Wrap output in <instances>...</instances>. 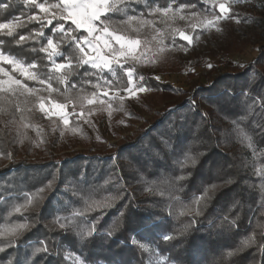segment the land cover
Wrapping results in <instances>:
<instances>
[{"label": "trees", "instance_id": "obj_1", "mask_svg": "<svg viewBox=\"0 0 264 264\" xmlns=\"http://www.w3.org/2000/svg\"><path fill=\"white\" fill-rule=\"evenodd\" d=\"M2 2L10 7H0V22L14 15L26 18L21 15L27 11L22 0ZM168 4L189 5V12L204 8L203 0H158V6ZM38 27L29 23L18 31L28 34ZM0 41L1 50L24 63L49 67L47 59H41L45 54L33 51L39 48L36 40L17 45L0 35ZM49 75L51 86L62 95L95 91V75H73L67 83L57 79V73ZM103 76L113 81L112 91L128 87L127 75L119 68L116 78ZM142 83L153 89L147 110L160 106L162 111L154 112L144 127L131 126V133L119 137L108 151H77V144L70 142L58 146L50 133L38 148L29 135L21 140L0 129V247L8 239L19 245L6 247L0 264L9 259L12 264H67L62 251L77 254L78 248L72 247L77 234L65 235L68 226L86 229L88 222L99 229L83 251L90 259L130 251L133 233L128 228L146 224L151 230L138 227L134 237L169 245L185 256L184 264H264V51L241 71L218 73L210 84L196 86L171 110L160 97L169 85L150 77ZM226 90L228 95L220 100ZM12 106L9 98L0 97L1 110L9 112ZM129 111L141 118L142 111L132 103ZM190 158L197 163L191 164ZM180 175L185 178L178 180ZM229 177L235 182L225 184ZM205 190L210 199L197 203ZM16 207L21 212H15ZM233 222L231 231L222 227ZM20 225L27 227L18 236L5 235ZM162 234L171 239L163 243ZM43 246L50 254L36 252ZM229 251L234 254L229 256Z\"/></svg>", "mask_w": 264, "mask_h": 264}, {"label": "rangeland", "instance_id": "obj_2", "mask_svg": "<svg viewBox=\"0 0 264 264\" xmlns=\"http://www.w3.org/2000/svg\"><path fill=\"white\" fill-rule=\"evenodd\" d=\"M220 3L229 8L227 19H216L221 15ZM139 4L142 6L143 0H139ZM203 4L204 8L196 12H189L185 7H173L174 13L169 15L174 14V19L165 21L157 18L150 25L141 28L139 33H130L134 37L138 35L141 45L137 49L138 58H129L124 68L134 70V84L142 83L140 77H150L169 85L171 89L163 90L160 95L162 104L168 110L190 97L196 86L210 84L218 73L241 71L256 60L260 51H264V0H203ZM209 20L213 21V25L208 26ZM121 28L128 32L127 26L122 25ZM160 30L163 32L162 36ZM180 32L190 35L191 43L182 40ZM221 61L225 62L222 68L217 66ZM4 67L10 68L8 65ZM14 75L19 76L18 73ZM19 78L24 80L22 76ZM25 83L37 91L9 98L13 106L9 112L0 109V129L19 136L21 140L29 135L38 148L50 133L57 140L58 146L70 142L77 144V151H108L113 143L131 133V126L135 129L144 127V122L151 121L154 112L162 111L160 106L153 111L147 110V102L153 103L148 99L150 91H137L130 97L125 90L110 89L109 96L105 97L93 86L94 82L92 86L95 91L91 93L62 95L52 86L49 90L47 84L40 85L36 81ZM93 93H97L105 103L88 104L87 99L92 98ZM0 97L6 99L3 94ZM77 97L85 99L76 102ZM41 103L46 110L52 109L54 104H63L69 115V123L65 125L54 109L47 114L41 111ZM131 103L142 111L141 118L131 114ZM8 158L10 160L12 156L9 155ZM131 238L128 243L132 248L130 251L124 250L119 256L114 254L104 259L94 257L89 259V264H110L114 257L130 264H148L149 260L151 264L185 263V256L169 245L162 246L152 240L134 237L137 245L133 246ZM159 239L163 243L167 242L165 234ZM139 243L145 244L149 251L142 254ZM61 256L67 264H79L77 254L68 249H64ZM195 260L198 262L199 258Z\"/></svg>", "mask_w": 264, "mask_h": 264}, {"label": "snow or ice", "instance_id": "obj_3", "mask_svg": "<svg viewBox=\"0 0 264 264\" xmlns=\"http://www.w3.org/2000/svg\"><path fill=\"white\" fill-rule=\"evenodd\" d=\"M22 2L27 7V11L22 12L21 15L26 18L21 19V16L14 15L6 22H0V35L12 38L17 45H22L30 39L36 40L39 43V48L33 49V51L44 53L45 56L41 59H47L51 67L38 65L35 62L25 64L16 55L0 50V94L11 98L25 92L33 93L37 91V89L30 88L25 81H36L40 85L47 84L48 89L51 90L53 77L49 73L55 72L60 74L57 79L64 83H67L69 77L73 75L79 77L95 75L97 79L93 86L100 90L103 96L107 97L109 96V90L114 85L112 80L103 76V73L108 72L111 77L116 78L117 67L127 75L128 87L125 91L130 97L134 96L137 91L153 90L143 83L134 84V70L124 68V64L127 63L129 58H138L137 49L141 45L138 35L134 37L130 33H139L141 28L150 25L157 18H163L165 21L174 19V14L169 15L174 13L171 4L158 6V0H143V5L140 7H137L139 0H22ZM0 7L8 9L10 4L3 3L0 0ZM180 7H189V5H181ZM190 7H195V5H190ZM219 11L221 15L216 17L217 20L228 18L229 8L224 3L219 4ZM54 21L55 23H53ZM29 23H35L39 27L30 29L28 34L18 31L27 27ZM207 24L211 26L213 21L209 20ZM122 25L127 26L128 32L122 30ZM46 28L48 34L45 32ZM160 34L163 35L162 30H160ZM179 35L182 40L191 43L192 37L190 35H185L183 32H180ZM5 65L10 66V68H5ZM44 68H48V72H44ZM82 68L84 69L83 72L80 71ZM89 68L94 71H89ZM15 73L22 76L24 80L22 81L19 76L14 75ZM139 79L143 80L144 78L140 77ZM156 79H159V77ZM88 82L91 83V81ZM227 95L228 90L220 96V100H224ZM69 99L72 98L69 97ZM84 99V97H77L76 102H82ZM121 99L123 98L121 97ZM262 100H264V97H262ZM87 103L103 104L105 101L100 99L97 93H93L92 98L87 99ZM39 107L46 114L54 109L65 125L69 123V115L65 112L63 104H54L52 109L47 110L43 103ZM109 107H111V104H109ZM180 151L183 152V149H180ZM190 163L195 165L197 160L190 158ZM261 174L264 175V169L261 170ZM184 178L183 175L177 177L178 180ZM223 182L230 184L234 183L235 179L229 177ZM213 187L216 186L213 185ZM206 197H208L207 190L196 202L199 203V200ZM208 198L210 199V197ZM14 211L21 212V207L14 208ZM194 214L200 215L201 213L199 210H194ZM227 220L228 217L225 216L224 221ZM233 226L234 222L222 224V227H226L228 231H231ZM235 226L238 227V225ZM26 227L27 225H20L19 228L6 230L5 235L18 236L20 229ZM61 227H64V225L62 224ZM138 227L151 230L146 224L128 228V231L133 233V238H131L133 246L137 245L134 235ZM68 229L69 231L65 235L75 232L78 236V239L73 241L72 247L78 246L77 259L79 264H89L90 258L85 257L83 251L96 240L99 229L91 222H88L86 229L79 224H69ZM165 239H171V237L165 236ZM138 246L142 254L149 251L143 243H139ZM6 247L18 248L19 245L14 239H8L7 244L0 247V253L5 252ZM239 250L240 248L236 249V251ZM261 251L264 252V246L261 247ZM36 252L50 254L51 250L47 246H43L37 248ZM233 254L231 251L228 252L229 256ZM7 264H12V260L9 259ZM17 264H20L19 260H17ZM110 264H130V262H124L114 257ZM148 264H151V260L148 261Z\"/></svg>", "mask_w": 264, "mask_h": 264}, {"label": "built area", "instance_id": "obj_4", "mask_svg": "<svg viewBox=\"0 0 264 264\" xmlns=\"http://www.w3.org/2000/svg\"><path fill=\"white\" fill-rule=\"evenodd\" d=\"M217 66L218 67H221V68L224 67L225 66V62H222V61L219 62V63H217Z\"/></svg>", "mask_w": 264, "mask_h": 264}]
</instances>
